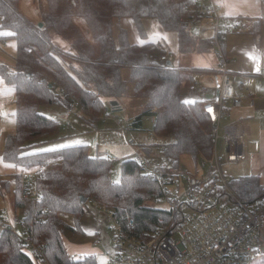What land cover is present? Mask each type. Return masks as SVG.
I'll return each instance as SVG.
<instances>
[{
    "label": "trees",
    "instance_id": "1",
    "mask_svg": "<svg viewBox=\"0 0 264 264\" xmlns=\"http://www.w3.org/2000/svg\"><path fill=\"white\" fill-rule=\"evenodd\" d=\"M20 3L21 0H0V30L10 31L17 45L14 66L0 63V77L13 86L16 107L15 130L5 138L2 159L16 168L41 170L43 176L36 180L39 200L22 197L19 173L9 179L0 177V196L13 193L15 220L20 211L21 226L33 240L46 239V257L51 264H97L94 257L74 258L63 240L67 229L82 231L88 203L95 201L119 214L127 212L133 219L127 227L129 234L141 237L145 231L167 224V209L146 205L159 201L163 187L145 175L134 158L122 160L120 179L114 181L111 174L115 160L92 155L88 145L34 152L37 140L61 130L60 122L40 109L69 100L94 126L110 108L109 101L120 102L126 95L145 98L146 107L130 120L128 130H143L144 120L155 117L156 136L172 139L163 144L167 155L178 161L183 154L196 161L209 159L213 139L211 122L202 106L205 99L184 100L182 73H188L190 87L195 73L218 76L220 70L168 65L161 56L174 53L159 43H131L124 28L117 36L114 34L115 20L132 19L145 36L144 19H155L165 31L178 34L180 52L185 40L197 37L192 22L204 19L189 8L187 0H47L43 27L22 12ZM75 16L89 26L99 52L73 22ZM253 28L252 33L258 35L260 21H255ZM9 35H0V39ZM226 36L220 40L224 55ZM126 69L130 71L128 79L123 76ZM146 152L150 154L148 149ZM230 186L247 205L264 195L259 175L233 178ZM66 217H72V225ZM34 261L16 236L10 232L0 235V264H35Z\"/></svg>",
    "mask_w": 264,
    "mask_h": 264
},
{
    "label": "built area",
    "instance_id": "2",
    "mask_svg": "<svg viewBox=\"0 0 264 264\" xmlns=\"http://www.w3.org/2000/svg\"><path fill=\"white\" fill-rule=\"evenodd\" d=\"M187 2L191 10L212 22L213 43L218 48L221 80L217 82L215 90L210 91V87L200 81H194L189 87L193 93L213 95V98H205L202 103L211 122L212 155L209 159L196 161V171L190 172L181 167L175 157L165 153V146L141 147L155 151L143 155L138 150L141 148L136 146V140L127 137V143L138 148H135L133 158L143 173L163 187L164 194L159 201L167 202L168 206L164 209L170 215L165 227L147 230L141 237H135L127 229L133 224L127 212L119 214L114 209L91 202L102 208L110 218L109 227L113 232L116 254L108 264H255L264 253L261 248L264 195L254 204H245L233 193L230 186L233 177L224 168V165H238L247 159V130L243 122L231 119L223 123L230 117L232 109L242 106L243 100L236 92L237 77L228 69V60L221 49L220 40L222 35L239 30L240 25L222 14L225 0ZM195 24L192 22L193 26ZM173 60L172 53L161 56V61ZM218 89L219 95L216 97ZM149 120L153 125L156 122L155 117ZM124 132L128 133L129 130L126 128ZM147 133L151 137L156 135L153 128ZM151 154L154 155L152 158ZM19 176L22 197L39 200L36 180L43 176L42 171L21 169ZM18 222L21 224V220H15L6 209L1 210L0 235L12 233L25 252L28 251L41 264H51L46 257V239L34 241L23 227L19 232L16 228Z\"/></svg>",
    "mask_w": 264,
    "mask_h": 264
},
{
    "label": "rangeland",
    "instance_id": "3",
    "mask_svg": "<svg viewBox=\"0 0 264 264\" xmlns=\"http://www.w3.org/2000/svg\"><path fill=\"white\" fill-rule=\"evenodd\" d=\"M20 7L22 12L32 21L44 23L42 13L48 10L47 0H21ZM73 22L83 32L85 38L91 42L92 46L96 47L99 52V45L93 40L91 30L87 23L76 16ZM143 24L146 33L145 36L141 35L134 21L129 18L115 20L113 31L115 36H117L121 29H126L131 43L154 42L159 43L165 50L175 48L177 43V35L175 33L165 31L155 19H144ZM10 33V31L0 30V35L2 36L9 35ZM196 33L197 37L193 38V41L185 40L181 47V51L174 53L175 58L171 62L172 66L211 67L217 62V57L214 55V52H217L218 48L213 46V42L212 45L210 43L213 41L214 30L207 26L205 29L201 27L200 31ZM58 40H60V38H58ZM2 42L0 41V63L13 67L17 53L16 42L10 35ZM190 42L193 43L191 44ZM60 43L65 46L67 45L65 41H60ZM129 72L128 69L123 71V76L126 79H128ZM182 77L184 81V100L186 102L201 100V95H197L189 90V81L186 80L188 73L183 71ZM131 88L132 85H130L129 89ZM0 90L2 91L0 94V103L2 101L4 102L0 104V177L9 179L15 173H19L18 167L16 168L13 164L7 163L2 159L4 137L7 134L13 133L15 130V92L13 86L7 84L1 77ZM146 104L147 100L145 98H133L130 95L123 97L120 100V110L113 112L112 109L109 108L108 111L110 114L117 116L119 120L116 121L118 122L121 120L124 127H119L115 123V119H113L114 121L111 122V126H108L109 130H106L107 120H102L93 126L82 114L80 107L77 104L73 105L69 100L64 101L61 106L42 107L40 112L51 119L59 121L61 130L59 133L47 137V141L44 139L37 140V145H35L36 148L34 147L33 151H49L73 145H88L92 155L98 154L100 156H106L108 153L109 156L106 157L110 160H115L111 177L114 181H118L120 179L122 160L128 156L131 158V155L132 158L135 156V147L133 149V146L131 147L127 144L126 141L128 136L123 133V130L126 129L127 121L139 115L146 107ZM229 120H231V117H227L223 123ZM143 128L144 130H138V132L129 131V137L136 140V146L140 147L139 143L159 146L172 141L171 138H160L156 135L151 137L147 133L148 130L153 128V123L149 118L144 120ZM98 135L99 148L96 152V137ZM138 150L143 155L147 153L145 148ZM149 151L150 153L151 151L155 153L153 150ZM153 156L152 154L150 155L151 158ZM197 163L198 162L190 155L183 154L179 157V165L190 172L196 171ZM224 168L227 174L233 178L246 175L244 163L240 165H224ZM146 205L154 208H165L168 206L166 201L148 202ZM14 208L13 193L7 194L5 197L0 196V212L6 209L9 214L14 217ZM17 215L21 220L22 214L20 211L17 212ZM66 220L70 225L73 224L72 217H66ZM81 224V232L67 229L63 233L66 250L76 259L94 257L99 264H108L109 259L116 254V248L113 244V232L109 227L110 218L108 215L102 208L89 202ZM16 228L19 232H22V226L19 222ZM262 249L264 250V246H262ZM26 253L32 256L28 251H26ZM32 257L35 260V257ZM34 262L35 264H41L37 260ZM255 264H264V253Z\"/></svg>",
    "mask_w": 264,
    "mask_h": 264
},
{
    "label": "crops",
    "instance_id": "4",
    "mask_svg": "<svg viewBox=\"0 0 264 264\" xmlns=\"http://www.w3.org/2000/svg\"><path fill=\"white\" fill-rule=\"evenodd\" d=\"M225 1L226 4L222 10V14L232 20H236L240 25L239 30L233 31L226 36L225 46V54L228 58V69L237 77L236 92L243 100L240 108L231 110L230 117L231 119H240L247 130L245 138V152L247 159L238 165L244 163L246 175H259L260 181L264 185V0ZM255 21H260L258 35L252 33ZM207 26L214 30L213 24L209 19H202L193 26V30L199 32L201 27L205 29ZM173 33L177 35V43L174 49L168 48L169 50L167 51L178 53V34L176 32ZM0 40L5 41V38H1ZM214 55L217 57V62L215 61L216 63L211 66V68L217 69L219 65V57L217 56V52H214ZM193 80L207 84L210 87V91H214L217 82H220L221 80V74L219 73L217 76L216 74L195 73L193 75ZM1 93L2 91L0 90V94ZM196 94L202 96L200 98L201 101L210 95ZM111 101H109V104ZM2 103L4 102L2 101L0 104ZM114 108L120 110L121 106L119 101L118 105ZM110 109H112L111 105ZM113 119H115V123L119 127H124L121 120L119 121L120 123H118L116 121L119 120L117 116L110 114L107 110L105 116L102 118L103 121L107 120L106 130H109L108 126H111V122L114 121ZM130 120L131 119L126 123L127 129ZM129 131L138 132L137 130L130 129ZM123 133L126 136H129V132L125 133L123 130ZM6 136L4 138H6ZM44 140L47 141V137L44 138ZM96 140L97 152L99 148V135L96 137ZM139 144L140 147L150 146L144 145L143 143ZM132 148L134 149V147ZM106 156H109V154L107 153ZM127 158H130V156L125 157L123 160ZM19 170L21 169L19 168ZM262 246H264V226L261 248Z\"/></svg>",
    "mask_w": 264,
    "mask_h": 264
},
{
    "label": "water",
    "instance_id": "5",
    "mask_svg": "<svg viewBox=\"0 0 264 264\" xmlns=\"http://www.w3.org/2000/svg\"><path fill=\"white\" fill-rule=\"evenodd\" d=\"M40 27H43V23H40ZM168 65H171V62L170 61L168 62ZM218 86H219V84H218ZM215 95H216V97H218V95H219V89L216 91V94ZM206 98H208V99L213 98V95L210 94ZM110 105L112 106V109H113L114 112H116L117 110H119V109H115L114 108L115 106L118 105V101L113 100V101H111Z\"/></svg>",
    "mask_w": 264,
    "mask_h": 264
}]
</instances>
